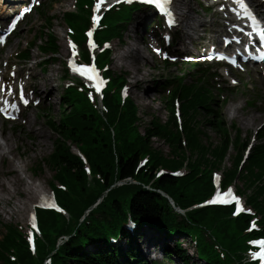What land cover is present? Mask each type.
<instances>
[{
    "label": "trees",
    "instance_id": "trees-1",
    "mask_svg": "<svg viewBox=\"0 0 264 264\" xmlns=\"http://www.w3.org/2000/svg\"><path fill=\"white\" fill-rule=\"evenodd\" d=\"M65 18L79 24L86 22L76 14H66ZM46 20L47 25L51 26L54 18L46 16ZM125 32V27L119 26L116 21L107 38L119 36L123 39ZM108 58L109 55L103 59ZM176 94H180L182 99L187 150L183 146L182 131L173 112L174 96L162 102L169 112L167 121L163 122L158 115H152L144 135L139 131L142 119L137 105L131 99L122 105L118 92L107 93L104 101L106 113L102 115L91 107L82 93L64 98L59 118L52 111L49 112L47 125L57 136L54 150L32 170L38 174L47 165L55 171L54 178L67 185V192L59 190L57 193L59 201L70 211L73 224H69L60 215L40 211L39 218L45 237L39 244L36 256L29 251L18 228L6 225V233L0 239V262L43 264L45 257L50 255L53 264H142V257L136 254L138 251L131 245L125 252L115 247L110 249L109 246V236L120 232L128 218L137 223L143 221L148 226L152 225L157 228L155 234L158 236L170 232L193 235V229L186 226L188 222L206 227L215 236L222 237L230 255L241 258L242 254L238 253L246 246L245 242L250 236L244 234L248 217L234 221L229 219V210L212 208L190 214L181 223L173 215L168 200L157 190L168 193L183 208L200 202L213 190L210 178L198 177L200 168L221 167L229 150L234 148L236 157L232 169L226 173L225 183L232 181L239 173L238 178L243 182L241 191L250 193L247 195L249 203L259 210L264 224V131L261 133L260 145L253 149L249 160L239 170L247 142H243V135L238 130L236 139L231 137L221 112L211 108L215 99L207 84L202 80L191 85L182 82ZM209 131L219 137L217 144L210 141ZM155 138L167 145L169 155L154 149ZM203 138L207 139L206 143ZM72 143L82 150L91 167V175L87 174L83 159L73 153ZM146 156H150L152 168L137 176L136 166ZM186 164L191 170L188 176L181 179L164 176L155 184L154 192L145 187L152 181L153 172L158 167L177 169ZM130 178L139 179V183L117 185ZM96 204L97 207L90 213L92 221L79 225L85 212ZM63 233L69 235L70 239L56 249L55 237ZM90 244L95 247L92 251L87 248ZM200 247L208 261L219 264L210 247L202 241ZM176 253L180 251L176 250ZM11 256L15 259L12 260ZM186 256L185 252L182 257Z\"/></svg>",
    "mask_w": 264,
    "mask_h": 264
},
{
    "label": "rangeland",
    "instance_id": "rangeland-1",
    "mask_svg": "<svg viewBox=\"0 0 264 264\" xmlns=\"http://www.w3.org/2000/svg\"><path fill=\"white\" fill-rule=\"evenodd\" d=\"M252 2L256 3V0H251ZM187 4L192 3V0H185ZM75 0H52L46 2L49 6V13L51 16H54L55 21L53 23V28L51 32L54 33L58 39L60 44V54L58 55V61L54 64L52 63L47 68V73L44 74V71L41 69H34L35 70V81L34 84L36 86L42 85L45 81L52 79V86L55 88V95L52 99L46 97V105L43 106L45 109H49L52 107L54 110V115L59 117L60 115V101L61 97L66 89L67 81L63 79L64 70H63V59L67 56V40H66V33H67V26L63 19L64 13L70 11L74 7ZM182 7V6H181ZM183 13L187 15V22L191 24L199 25L200 21H202V26L198 34H193L194 40L198 38L195 42L199 43V45L204 44L205 39V31L207 26L206 20L212 19L210 13H204L199 10L195 5L191 6H183ZM140 14L135 15L133 19V24L130 25L129 30L125 36L124 43L119 42L118 40L113 41V44L119 47L112 56L111 60V71L115 75H121L126 73V78L128 77V83L130 90L129 94L134 99L135 104L139 110V117L142 119L139 122V131L142 135H144V129L148 126L151 121L152 115H158L162 121H166L168 119L169 113L163 108L162 104L160 103V92L162 91V86L165 83L167 78H174L176 76H183L184 74H188L189 70L185 67L182 68L180 66H174L168 68L164 66L158 59L149 57V62L146 59H141L139 63H137V67L133 69L127 65L123 64L122 61L116 59V55L119 52H129L134 51L138 52L139 56L144 55L143 45L138 42L135 45H130V41L132 38L136 40H140L139 31L143 28L144 18L139 17ZM29 21V22H28ZM28 23L24 25L21 30L17 33V36L14 38L11 48L4 53L3 57H8L11 53H15L21 47L23 41L33 40L32 36L38 32H40V25L43 26V21L40 13H36L35 15L31 16L28 19ZM138 23H141L140 27H138ZM205 23V24H204ZM209 27V26H208ZM33 28V29H31ZM32 38V39H31ZM38 44H41L39 42ZM184 47L188 46L192 48L190 44L184 43ZM66 47V48H65ZM146 56V55H144ZM32 57L34 62L28 64V66L35 67V64L40 62L42 55L38 48H35L32 51ZM243 81V86L237 88L234 91L228 92H218L215 91L216 98L221 97V94L224 93L227 96V101L225 103H221L220 110L222 108V115L225 117V123L230 128V132L232 138L236 137L235 129H232V125L237 124L243 134V141L249 140L251 142V138L254 137V133L264 124V69H252L248 73L241 76ZM143 80V83L139 87L137 85V81ZM195 80V76L191 73V76L187 78V84L191 83ZM211 80V77H210ZM251 83L253 88L246 87ZM137 85V86H135ZM44 95L47 93L42 92ZM43 95V97H45ZM251 101V106L247 104V101ZM258 102V104H257ZM237 110V111H235ZM41 110H35L31 115L25 116V120L21 121L18 124V127L15 129L13 126H4L0 124V141L5 143L4 137L9 138L10 144H12L13 148H16L17 154L15 156H10L9 154L5 160L4 169L10 173L9 178H13L15 176L14 171L16 166L21 165L24 161H27L29 165V170L24 174V176L31 177L33 181L36 182L37 185H40L43 189L47 190L48 192L52 191V183H56L54 176L55 171H53L47 165L44 166L42 172H38L37 176L33 174V167L39 164L41 161L46 160L54 150V140L56 136L54 133L46 126L45 121L49 119V117H45L44 120L40 118L42 115ZM47 115V111H45ZM250 115L255 116V120L249 119ZM203 118V117H202ZM25 122V123H24ZM34 131L42 132L45 137L38 138ZM211 136V141L214 143H218L219 137L212 131L209 132ZM203 141H207L206 138H203ZM154 149L161 150L165 155H169V148L167 145L155 138L153 141ZM72 149L75 152H78L77 149L74 148V144L72 143ZM21 154L22 156H20ZM235 150L231 149L228 153V156L225 162L221 165L223 172H227L233 164V159L235 157ZM14 159L13 164L10 166V161ZM1 163V162H0ZM234 185L238 189L243 187V182L240 180L236 182ZM250 194L249 192H246ZM24 198H26L25 194H22ZM34 206V205H32ZM14 206H6L5 212H0V239H2L6 233V225H14L17 226L19 229L26 231V227L29 224V217L32 211L31 205L29 206L30 210L26 211L24 218L21 219L20 217H12L8 212H10ZM183 241V240H182ZM184 242V241H183ZM186 242V241H185ZM171 246L173 243L171 242ZM183 247L188 251L189 255L194 252V249H190ZM89 250H93L89 248ZM156 251V250H155ZM148 250L144 249V254L147 260L157 259L162 261L161 256L159 255L158 251L153 252V256L149 257ZM195 258V257H194ZM195 260V259H194ZM166 264H171L165 262ZM3 264V262H0ZM198 264H201L198 261ZM204 264V263H203Z\"/></svg>",
    "mask_w": 264,
    "mask_h": 264
},
{
    "label": "bare ground",
    "instance_id": "bare-ground-1",
    "mask_svg": "<svg viewBox=\"0 0 264 264\" xmlns=\"http://www.w3.org/2000/svg\"><path fill=\"white\" fill-rule=\"evenodd\" d=\"M3 1L0 0V7L3 6ZM4 8V7H3ZM185 18V16H183ZM202 21H200L199 25H191V23H188L190 26V29L193 34H196L200 31L202 26ZM138 27H140V24H138ZM116 59H119L123 62V64L129 65L132 69L134 67H137V63L141 59H144L143 56H139L138 52L129 51V52H119L116 55ZM126 75V73H125ZM128 82V77H127ZM52 79H49L45 81L42 85L37 86V90L39 93L45 92L47 93L48 98H53L55 93V88L52 86ZM143 83V80L137 81V85L140 87ZM237 111V110H235ZM249 119L255 120L254 115H250ZM35 135L42 140V138L45 137V135L42 132L34 131ZM5 143H2L0 141V212H5L6 206H14V208L8 212L12 217L17 218H24V215L26 216L25 212L30 210L29 206L35 205L36 202L39 201V193L42 191V188L40 185H37L35 181L31 177L24 176V174L29 170V165L27 161H24L21 165L16 166L17 169H15V176L13 178H9L10 173L4 169L5 166V160L6 157L9 154V157L15 156L17 154L16 148L12 147V144L9 142L8 137H4ZM22 156L21 154H19ZM11 158V157H10ZM14 159L10 161V166L13 164ZM22 194L26 195V198L23 197ZM39 195V196H38ZM145 246L142 245L141 251L144 252ZM149 257H152V253H149Z\"/></svg>",
    "mask_w": 264,
    "mask_h": 264
},
{
    "label": "snow or ice",
    "instance_id": "snow-or-ice-1",
    "mask_svg": "<svg viewBox=\"0 0 264 264\" xmlns=\"http://www.w3.org/2000/svg\"><path fill=\"white\" fill-rule=\"evenodd\" d=\"M119 2V0H118ZM128 2H131V0H128ZM140 2L144 5L148 6H157L159 9V14H163L165 16H171L172 15V3L173 0H140ZM106 0H98V2L95 4V10L97 12L100 11L101 5L105 4ZM233 5L234 7L232 8L233 12L237 11V7L239 6L240 9H242L243 14L245 16L251 17L252 23L254 25H260L262 22L258 18L257 14L253 11V9L249 6V3L246 2V0H233ZM110 7L111 5L108 4ZM95 21H100L101 17L99 15L94 16L93 18ZM174 19V17H173ZM10 27L14 28V25H10ZM261 34L264 35V27L261 28ZM89 36L92 35L91 31L88 33ZM5 42L4 36H0V44H3ZM73 48L75 49V45L73 44ZM157 52L161 51L160 49H156ZM72 69L74 72L79 73L82 77H85L87 81H92L93 87L95 88V91L97 93H100L102 91L103 85H104V80L99 74V71L94 63L89 64V65H81L78 66L75 62V60L72 61ZM235 83V81H233ZM94 98V97H93ZM24 103H28L27 100L24 101ZM6 114V113H5ZM231 195V193H229ZM233 199L236 201L237 205H240V200L239 197H233ZM45 200H51L50 197H45ZM227 203V200L224 201ZM47 207H52L55 208L57 205L54 202L47 203ZM245 209L242 206L237 207L236 211L237 212H242ZM63 211V209H61ZM250 211V210H248ZM35 219V218H33ZM33 229L36 228L35 222H33L32 225ZM253 227H255V224L253 223ZM29 239L31 240L32 237L31 235L29 236ZM253 243H258L262 245L261 251L259 252H253L252 255L253 257H259L260 259L264 260V240L262 241H254Z\"/></svg>",
    "mask_w": 264,
    "mask_h": 264
}]
</instances>
